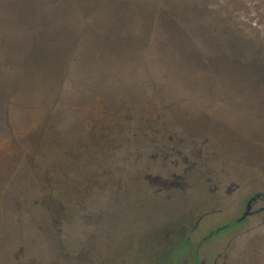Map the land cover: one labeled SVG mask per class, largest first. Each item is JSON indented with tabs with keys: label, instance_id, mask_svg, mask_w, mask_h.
<instances>
[{
	"label": "rangeland",
	"instance_id": "obj_1",
	"mask_svg": "<svg viewBox=\"0 0 264 264\" xmlns=\"http://www.w3.org/2000/svg\"><path fill=\"white\" fill-rule=\"evenodd\" d=\"M65 2L0 0V264H264V211L228 226L264 193V88L230 77L224 58L264 53V0H174L185 15L218 16L191 38L207 61L186 32L171 40L173 22L157 19L130 24L142 34L135 49L150 47L145 60L122 50L115 72L90 52L67 63L74 49L63 56L61 28L40 71L24 68L28 38ZM160 70L187 98L172 90L156 101L155 88L148 97L142 86H164ZM177 72L188 73L187 86ZM82 146L93 149L71 150ZM48 190L88 206L52 228L39 203ZM263 206L261 198L252 209Z\"/></svg>",
	"mask_w": 264,
	"mask_h": 264
},
{
	"label": "trees",
	"instance_id": "obj_2",
	"mask_svg": "<svg viewBox=\"0 0 264 264\" xmlns=\"http://www.w3.org/2000/svg\"><path fill=\"white\" fill-rule=\"evenodd\" d=\"M64 1V0H63ZM143 1L146 3L150 2L154 3L152 6H149L150 8H147L148 5H144ZM174 0H171L170 3L166 1L159 2L158 0H66V2L63 4V6L56 8L54 12V17L51 20V23L47 24L48 26L45 28H40L37 32H33L31 38H28L27 43V49L22 55L19 56V62L20 65H22L24 68H28L29 70H34L36 68L37 71H40V67L42 66V62H44V59L46 57L49 58L50 55V39L49 35L51 37L52 31L55 28H61V34L62 29H64V33L66 36V42L65 44L61 46H66L68 51L64 52L63 56L67 55L68 57L69 51L74 49V54L69 57L67 60V63L75 59L77 54H88L93 53L95 56V60L97 62H102L107 66L109 70H112L115 72V70L119 69L116 68V64H118V60L123 56L121 55V51L125 50V52L130 53L131 56L133 54L136 55L135 60H138L139 55L145 60V56H147L146 50L150 47V42L147 45H144V47L141 48L145 51V53L140 52L141 50L135 49L134 46L137 45L135 42L137 39H142V34L135 29H132L133 24H141V26H144L147 20H159V21H165L169 20V22H173V25H168L167 27V36L170 37L171 40H174L178 37H184L180 35L179 32H186L190 39L194 37V32H197L200 30L202 25L205 26H211V28H216V24L218 21V16H214L210 18V16L206 13L197 12V10H193L191 14L185 15V12L176 9L173 7ZM16 5V4H15ZM131 5L133 8H131ZM25 10V9H24ZM23 10V11H24ZM26 14L28 16H31L34 10L32 7L26 8ZM207 14V15H206ZM78 20L80 21L79 26H75L73 23L70 22V20ZM184 19V20H183ZM210 19L213 20L214 24L208 25L210 23ZM115 25H118L119 27L116 29L114 27ZM132 24V25H130ZM172 24V23H170ZM225 25V23H223ZM128 25L130 26V31H128ZM221 25V31L223 30L225 32V35L227 34V31L229 30L226 26ZM224 28V29H223ZM170 30V32H169ZM135 32V33H133ZM189 32V33H188ZM184 33V34H186ZM194 33V34H193ZM229 34H231L228 31ZM80 35V38L76 37V35ZM134 34V35H132ZM92 36L94 38L93 44L90 46L87 43L84 42L85 36ZM196 35V34H195ZM139 36V38H138ZM186 37V36H185ZM187 36L186 38L189 39ZM226 37H232L231 35H226ZM136 44H135V43ZM142 43V41H140ZM192 42V39L191 41ZM133 44H135L133 46ZM192 44H194L192 42ZM85 45V47H84ZM88 48L87 50L83 51V49ZM151 50V49H150ZM192 54L198 56V58L201 59V61H207L206 57L204 58L201 54V50H199L198 47L194 44L192 46L191 50ZM149 53V51H148ZM150 54V53H149ZM225 55V54H224ZM128 59H131L130 57H126ZM150 58H153L157 61L158 64L161 66L167 65V68H170L172 71L173 69L172 62L168 61L165 57V55H162L159 53L158 55L155 54L152 56L150 54ZM225 58V68L230 73V77L232 76L234 79L237 78L240 82L247 81L250 82L252 85L250 87H258V88H264V53H256L254 55H245L241 54L240 50L235 52H230V54H226L224 56ZM147 59V58H146ZM140 60V58H139ZM200 61V63H201ZM41 65V66H40ZM210 66V65H209ZM176 70V69H175ZM175 73V71H173ZM178 74L175 79H177L181 86H187L189 83V76L187 72H177ZM215 79L214 75L211 74ZM158 78L159 82H162L164 86L157 87L152 86L149 82L148 84H145V86H142L145 92H147L148 97L150 93L152 92L151 89L155 88V93L152 92L155 97L156 101L160 100L161 102L167 101L164 96L165 92L163 91H176L180 97L187 98L185 96L183 87L179 88V86L174 87L170 86V84L164 80H167V76L165 75V72L160 70L159 75L156 77ZM176 83V82H175ZM227 84V83H226ZM225 84V85H226ZM257 85V86H256ZM128 86V85H127ZM222 86V85H221ZM247 87V86H245ZM129 89H134L135 86H128ZM151 88V89H150ZM147 99V96L145 97ZM152 100V97L148 100H144L143 104H140V108L142 112H148L149 107L153 106V104H150L149 101ZM155 101V100H154ZM159 101V102H160ZM159 104L158 102L156 103ZM157 107V106H156ZM155 107V109H156ZM161 112V111H160ZM159 115V112L157 116ZM156 114L155 112L149 116L150 118H155ZM150 122V119H146ZM152 122V121H151ZM127 124L125 132L128 136V129L130 132L131 124L129 121V127H128V120L125 122ZM153 127H148L146 131L144 132H137L138 135L147 134V131H152ZM151 132V133H152ZM126 136V139H127ZM37 145V143H36ZM83 147V146H82ZM79 147L74 148L71 150L77 151H86L91 153L89 150L93 149L92 147ZM38 151H41L42 149H37ZM27 156L30 155L31 151H26ZM43 153L48 154L50 156V153L43 150ZM84 153V152H83ZM86 153V157H87ZM93 155L94 154H89ZM88 157H91L89 156ZM92 160V159H91ZM50 185V183H49ZM50 185L49 190L51 187ZM55 188V186H54ZM49 190L47 197H44L42 201L39 203H42L44 206V213L46 216V220L49 221L53 226L58 223L62 222L63 220H67L68 218L72 217L74 214L77 213L79 208L86 207L88 204H85L81 200L85 199H73V200H61V199H55L52 198L51 195H49ZM75 190V189H74ZM77 192L80 190V188H76ZM84 189L82 190V192ZM187 243L189 244L188 238L185 239Z\"/></svg>",
	"mask_w": 264,
	"mask_h": 264
},
{
	"label": "water",
	"instance_id": "obj_3",
	"mask_svg": "<svg viewBox=\"0 0 264 264\" xmlns=\"http://www.w3.org/2000/svg\"><path fill=\"white\" fill-rule=\"evenodd\" d=\"M262 197H264V194H261V193H256L253 196H251L246 203L245 211L243 212V214L239 218H236L235 220H233L228 226H232L237 223H240L243 220H245L248 216H250L251 214L264 210V207L258 208L256 210L252 209L253 204Z\"/></svg>",
	"mask_w": 264,
	"mask_h": 264
},
{
	"label": "flooded vegetation",
	"instance_id": "obj_4",
	"mask_svg": "<svg viewBox=\"0 0 264 264\" xmlns=\"http://www.w3.org/2000/svg\"><path fill=\"white\" fill-rule=\"evenodd\" d=\"M261 194H264V193H261ZM262 198H264V197H262ZM261 199V198H260ZM259 199V200H260ZM256 204V202L253 204V206ZM264 207V206H263ZM261 208V207H260ZM262 211H264V210H262ZM259 212H261V211H259ZM256 213V212H255Z\"/></svg>",
	"mask_w": 264,
	"mask_h": 264
}]
</instances>
